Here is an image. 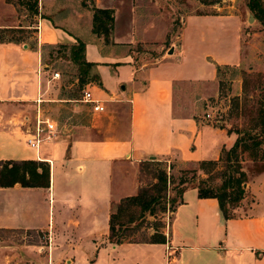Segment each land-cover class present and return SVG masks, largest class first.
I'll list each match as a JSON object with an SVG mask.
<instances>
[{"label":"crops","instance_id":"obj_1","mask_svg":"<svg viewBox=\"0 0 264 264\" xmlns=\"http://www.w3.org/2000/svg\"><path fill=\"white\" fill-rule=\"evenodd\" d=\"M94 4L113 10L106 37L92 31L93 10L82 0H39L33 15L0 0V163L34 159L49 165V186L0 185V229L41 230L51 240L41 248L63 255L58 248L71 228L77 234L73 252L82 251L79 243L86 236L94 249L104 244L123 251L117 264H264V169L248 179L231 217L224 218L216 197H200L188 186L164 222L165 242L109 241L112 203L137 192L140 162L173 151L184 161L217 159L222 147L232 145L234 132L207 118L203 105L208 89H217L216 65L241 60V19L187 14L177 42L172 38L167 45L171 22L156 2ZM77 38L85 41V57L95 62L101 80L83 89L103 102L102 111L69 94L74 81L51 78L58 70L44 60L42 45L72 44ZM205 41L224 49H207ZM137 42L160 44L159 56L136 60L130 47ZM39 95L60 132L41 146L37 159L25 138ZM83 116L87 122L79 121ZM56 238L61 246L52 243Z\"/></svg>","mask_w":264,"mask_h":264},{"label":"rangeland","instance_id":"obj_2","mask_svg":"<svg viewBox=\"0 0 264 264\" xmlns=\"http://www.w3.org/2000/svg\"><path fill=\"white\" fill-rule=\"evenodd\" d=\"M146 1V0H145ZM152 5L156 2L163 16L166 17L170 25V34L167 36L165 44H169L173 38L177 42L179 31L183 24L185 15L191 13H223L232 14V16L241 19L240 38H241V60L237 64L223 66L218 72L217 89L209 88L206 92V101L203 105V111H208L210 118L227 128H245L249 129L256 121V113L254 109L259 101L264 103V83L258 81V72L264 73V24L261 23L247 6L248 0H149ZM91 10L95 5L94 0L88 2L82 0ZM252 14L254 18H251ZM230 30L233 29V23H227ZM207 49L221 50L224 45H216V43L205 41L204 46ZM62 47L57 45H42L41 51L45 61L52 64V70L60 72V78L64 83L74 81L69 89V94L81 97V90L76 89L78 84L77 69L64 56L58 55L62 51ZM136 60L144 59L152 61L159 56L160 44L154 42H146L133 44L130 47ZM85 85V84H84ZM84 87V86H83ZM50 113L56 115L54 104H50ZM126 111L123 110L122 113ZM91 119V118H89ZM79 121L87 122L88 119L83 116ZM257 129L259 127H256ZM234 132V131H233ZM235 134V133H234ZM227 148V147H225ZM257 158H250L247 152L240 155V163L247 172V181L256 171L264 166V145L263 150L257 151ZM161 159L160 166L142 161L139 163L135 174L137 191L140 187L150 186L155 182V175L159 172L160 167H164L167 175L170 176L173 183H169L170 196L176 194V189L172 186L184 176L193 183H198L199 179L206 178L208 173L203 172L197 161H184L180 158L176 151L169 154L158 156ZM221 168V162H218L215 168L211 169L210 176L212 179L206 181L208 184H218L223 179L217 176L216 172ZM128 169L129 174L132 169ZM134 174V173H133ZM246 181V182H247ZM241 201V200H240ZM238 202V204L240 203ZM248 203V202H247ZM237 204V205H238ZM169 210L164 213H158L154 217L148 216L144 221V225L138 228L133 237L136 239L149 238L154 229L148 225H159L163 229L164 222L167 220ZM163 226L160 227V223ZM149 223V224H147ZM104 225L103 219L98 222L97 228L101 230ZM102 231V230H101ZM58 236V234L56 233ZM63 248L59 247L58 251L63 250V255H59L54 251L51 255L49 248L44 244L50 245V239L44 236L41 230L31 229H0V264H113L115 259L117 264L122 262V252L119 249H111L108 245H99L97 249L93 248L92 240L83 239L79 243L80 252L72 250V243L76 241L77 234L68 228L64 234ZM75 237V238H74ZM53 244L62 242L59 238L53 240Z\"/></svg>","mask_w":264,"mask_h":264},{"label":"trees","instance_id":"obj_3","mask_svg":"<svg viewBox=\"0 0 264 264\" xmlns=\"http://www.w3.org/2000/svg\"><path fill=\"white\" fill-rule=\"evenodd\" d=\"M20 4L31 15L39 11V0H8ZM248 8L254 16L264 24V0H248ZM92 31L97 35H109L113 25L112 8H101L93 6ZM170 31L168 32V36ZM63 50L58 55L64 56L68 61L75 65L77 69L78 84L76 89L81 90L85 83L96 81L101 84L100 76L95 68V62L89 61L85 57V41L77 38L72 44L55 43ZM227 64H217V74L223 66ZM258 81L264 83V73L258 72ZM80 98V97H79ZM256 121L251 128H228L234 131L235 139L229 148L222 147L217 159L198 160L199 167L203 172L208 173L206 178L199 179L198 183L191 182L190 179L179 178L172 188L176 189V194L170 196L169 183L170 176L164 167L159 168L155 175V182L150 186L140 187V189L130 195L121 197L117 202L112 203L109 216V241L121 243L123 241H146V242H165L166 235L159 225H148L154 229L149 238L136 239L133 233L144 225L148 216H155L176 208L182 201V193L188 186H194L198 190L200 197H216L220 211L224 218L234 215V206L242 199L244 194L243 183L247 181V172L240 163V155L247 152L250 158H257L258 150H263L264 145V103L259 101L254 109ZM219 121V120H218ZM256 127H259L258 129ZM143 161H148L160 166L161 159L151 157ZM221 162V168L216 172L217 176L223 179L218 184H208L206 181L212 179L211 169ZM264 166L256 172L262 171ZM19 182L24 186H49V165L43 161L25 159L20 162L6 160L0 163V185H12ZM163 222L160 223V227Z\"/></svg>","mask_w":264,"mask_h":264},{"label":"built area","instance_id":"obj_4","mask_svg":"<svg viewBox=\"0 0 264 264\" xmlns=\"http://www.w3.org/2000/svg\"><path fill=\"white\" fill-rule=\"evenodd\" d=\"M60 74L58 71L52 73L51 78H57ZM80 100L90 102L93 111H102L105 105L99 99L93 97L91 91L84 88L81 93ZM35 109L32 124L27 126V136L25 138L26 144L36 151V158L40 159L39 150L45 143L52 142L60 132V125L58 122L47 115L42 107L43 98L39 95L35 99ZM209 114L207 113V116Z\"/></svg>","mask_w":264,"mask_h":264},{"label":"water","instance_id":"obj_5","mask_svg":"<svg viewBox=\"0 0 264 264\" xmlns=\"http://www.w3.org/2000/svg\"><path fill=\"white\" fill-rule=\"evenodd\" d=\"M249 16H250L251 18H254V17L252 16V14H249ZM172 51H173V46H170L169 49H168V52L171 53ZM122 87H123V86H122ZM245 185H246V182L243 183V187H244Z\"/></svg>","mask_w":264,"mask_h":264}]
</instances>
